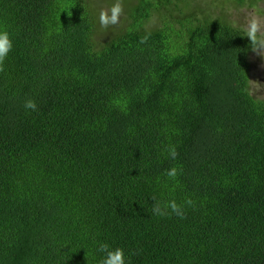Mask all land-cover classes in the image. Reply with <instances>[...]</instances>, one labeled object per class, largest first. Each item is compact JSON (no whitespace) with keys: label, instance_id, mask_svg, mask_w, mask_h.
Masks as SVG:
<instances>
[{"label":"trees","instance_id":"1","mask_svg":"<svg viewBox=\"0 0 264 264\" xmlns=\"http://www.w3.org/2000/svg\"><path fill=\"white\" fill-rule=\"evenodd\" d=\"M112 3L0 0V264H98L99 242L126 264H264L249 41L221 16L145 29L177 0L124 2L105 30ZM173 199L184 218L152 213Z\"/></svg>","mask_w":264,"mask_h":264},{"label":"clouds","instance_id":"2","mask_svg":"<svg viewBox=\"0 0 264 264\" xmlns=\"http://www.w3.org/2000/svg\"><path fill=\"white\" fill-rule=\"evenodd\" d=\"M150 1L151 0H114V3H112L110 7H104L100 9L98 17L100 27L107 30L110 26H115L120 23V18L124 11V2L142 4L148 2L150 3ZM149 35L150 33L142 36L140 43H146ZM243 36H246L249 40L251 46L249 52L252 49L253 52L257 53L261 57H264V20H262L259 15L249 13L246 25L243 28ZM12 47L13 42L8 31L6 29L0 30V72H3L5 70L4 62L8 56V53L12 50ZM249 91L251 93V90ZM251 94L253 97H255L253 93ZM256 100L259 99L256 98ZM24 107L25 109H29L32 111L37 110V104L31 98L25 101ZM168 155L173 160H175L178 156L174 145L168 148ZM181 172L182 168L178 169L176 166H173L166 170L165 175L171 179H175L179 174H181ZM153 200H155V197H153ZM185 203L188 205L193 204L190 199H187ZM151 211L154 215L157 216H168L171 214H175L180 218H184L183 206L178 204L174 199L164 202L163 205L159 201H156L153 204ZM98 251L104 254L103 259H101L98 264H126L124 251L120 247L111 248L108 243L99 242Z\"/></svg>","mask_w":264,"mask_h":264},{"label":"rangeland","instance_id":"3","mask_svg":"<svg viewBox=\"0 0 264 264\" xmlns=\"http://www.w3.org/2000/svg\"><path fill=\"white\" fill-rule=\"evenodd\" d=\"M163 0H151V3ZM178 9L169 5L165 9L155 12L146 24L147 31L163 28L176 19L188 26L196 20L203 21L204 17L221 16L227 22L239 27L242 31L246 25L249 13L259 15L264 20V0H245L243 5H234L232 0H177ZM175 26H178L176 24ZM183 26V27H184ZM247 38V37H246ZM248 40V38H247ZM249 41V40H248ZM249 63V87L255 98L264 101V57L252 49L247 56Z\"/></svg>","mask_w":264,"mask_h":264}]
</instances>
